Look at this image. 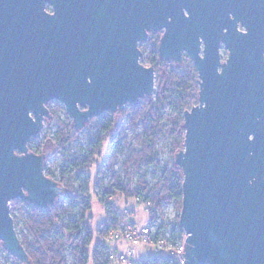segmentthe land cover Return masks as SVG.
I'll use <instances>...</instances> for the list:
<instances>
[{
	"label": "water",
	"instance_id": "obj_1",
	"mask_svg": "<svg viewBox=\"0 0 264 264\" xmlns=\"http://www.w3.org/2000/svg\"><path fill=\"white\" fill-rule=\"evenodd\" d=\"M157 32L160 58L181 65L185 52L198 75L174 157L184 264H264V0H0V242L21 263L10 203L46 210L65 191L45 174L50 152L28 149L47 105L79 131L151 97L139 44Z\"/></svg>",
	"mask_w": 264,
	"mask_h": 264
},
{
	"label": "trees",
	"instance_id": "obj_2",
	"mask_svg": "<svg viewBox=\"0 0 264 264\" xmlns=\"http://www.w3.org/2000/svg\"><path fill=\"white\" fill-rule=\"evenodd\" d=\"M159 41L158 35L151 34L148 41L139 48L142 53V63L145 62L146 54L148 57L146 62L149 67L154 68L158 81L153 100L141 99L139 106H133L129 111H125L133 126L142 124V133L137 136L138 149L128 145L127 157L122 164L121 171L115 172L108 185L102 187L101 178L106 168L113 170L114 159L109 155L110 151L118 141L126 140L122 126L116 128L112 119H105L93 129L87 145V156L72 159L60 171L61 181L66 176H71L80 183L77 192L72 187L65 186L69 191L65 196L69 202L68 206L57 202L53 207L42 210L34 205L15 201L16 205L11 209V215L18 238L31 264H66L64 260L66 248L71 249L75 264H89L91 260L94 264H110L106 256V246L101 242H96L91 248L92 253H89L95 235L87 229V221L92 209L89 196L92 177L87 171L92 167L96 158L101 156V150L106 143L108 144V155L95 177V183L102 188L101 197H114L119 194L128 199H137L142 204H150L152 210H159L165 202L171 201L176 210L181 211L183 176L174 164V157L182 149L184 142L183 114L198 105V76L189 60H184L181 65L162 60L158 53ZM49 109L50 120L56 124V130L52 134L48 127L45 138H50L57 150L65 151L66 147L74 141L77 130L64 109H62L63 117L52 108ZM161 137L168 139L170 143L169 155L173 159L170 171L164 170L162 175L154 178L151 184L146 183L142 175L136 181V187L131 189L128 182L121 180L123 171L136 165L138 173L142 174L146 172L148 166L155 165L157 163L156 142ZM28 149L29 152L40 155L42 154V143L31 141ZM45 174L57 181L48 167L45 168ZM101 202L105 200L101 198ZM106 208L109 222H118L120 219L116 220L117 216L122 218L121 212L114 205L106 203ZM76 211H78L77 219L63 221V218L74 215ZM19 218L24 222L31 239L18 233L16 226ZM176 225L179 226V217H177ZM182 233L180 231V234ZM0 253L3 254L6 264H23L10 256L1 242ZM137 264L179 263L169 255H157Z\"/></svg>",
	"mask_w": 264,
	"mask_h": 264
},
{
	"label": "rangeland",
	"instance_id": "obj_3",
	"mask_svg": "<svg viewBox=\"0 0 264 264\" xmlns=\"http://www.w3.org/2000/svg\"><path fill=\"white\" fill-rule=\"evenodd\" d=\"M142 46L143 43H140L139 48ZM147 58L148 57L145 54L144 56L145 62L144 63L141 62V63L144 66L149 67L148 63L146 62ZM157 79L158 77L157 74L155 73V90H156V83L158 81ZM154 93L151 97H145L143 98V100H146L148 98L153 100L155 97ZM139 105L140 104L138 103L136 106ZM47 107L52 108L59 115L63 117L62 109L65 110V108L61 103L57 101H52L47 105ZM131 107L133 106L127 105L121 113L106 112L102 114L100 117L91 119L85 128L77 131V135L74 141L66 147L65 151L57 150L56 146L53 144L51 139L45 138L46 129L48 127L51 129L52 134L56 130V124L53 121L45 120L43 131L36 138L32 139V141L42 143V150H48L50 152L48 154L47 167L53 173L57 182L58 181L61 182L58 183L65 189L64 194L57 200V202H61L65 206L69 205L68 200L65 198V196L69 193V191L65 186L72 187V189L76 192L79 191L80 183L76 182L75 179L72 178L71 176H66L61 181L60 171L61 169L66 167L72 159L76 157L87 156V145L90 137L93 134V129L98 123L104 121L105 119H112L113 125L116 128L118 126H122L126 140L118 141V143L115 144L112 150L110 151L109 155L114 159L112 163L113 170L111 171L108 168H106L101 178L102 187L108 185V183L112 178V175L115 172L121 171L122 164L127 157L128 145H131L133 148L138 149L139 143L137 136H140V134L142 133V124L139 123L137 126H133L129 122V116L125 114V111H129ZM107 151H108V144L106 143L104 144L101 150V156L96 158L92 167L87 171L92 177L91 192L89 195L91 198L92 209L90 211L89 218L87 221V229L91 230L95 235L94 243L89 248L90 254L92 253L91 248L93 245L96 244L97 240L102 244H104L106 248H112L114 245H118V242L114 240L111 234V231L116 229L118 222L116 221H112V223L111 221L109 222L108 220L109 215L107 213L106 203H109L111 206L114 205L120 212H122L123 209L129 211L130 210L136 211L137 221L139 219L144 220L146 219L145 217L147 216L144 212L143 204L138 202L134 203L135 202L134 199L121 197L119 194H116L114 197H107V198L101 197L102 194L100 191L102 188L100 185H97V183H95V177L100 172V167L103 164L105 157L108 155ZM156 151H157V163L155 165L148 166L145 173L139 174L136 165L131 166L127 170L123 171L121 180L125 183L128 182L131 189H134L136 187L135 183L138 180V178L141 177L142 175H144L145 177V182L151 184L152 181H154V178H158L162 175L164 170L170 171L171 163L173 162V159L169 155L170 143L168 142V139L164 137L159 138L156 142ZM101 198L102 200H105V202H101ZM176 211L177 210L173 202L171 201L165 202L162 205V207L159 209V214H161L160 224L168 227L169 225H172L174 222H176V218H175ZM128 213H129L128 220L131 221V217L134 215V213L132 212H128ZM77 217H78V211H76L74 215L63 218V221H70L73 219L75 220L77 219ZM117 218L118 220L121 219V217L119 216H117L115 219L117 220ZM149 220L150 219H148V222ZM16 228L20 235H25L28 237V239H31V237L28 234V230L21 218L17 220ZM121 247L122 250L124 251L126 245L122 244ZM134 253L135 255L132 258V260L136 264L157 256V254L153 251V249L143 246L135 247ZM64 260L66 264H75V259L72 255L70 248H66V251L64 253ZM0 264H6L2 253H0ZM89 264H94V263L91 260Z\"/></svg>",
	"mask_w": 264,
	"mask_h": 264
},
{
	"label": "built area",
	"instance_id": "obj_4",
	"mask_svg": "<svg viewBox=\"0 0 264 264\" xmlns=\"http://www.w3.org/2000/svg\"><path fill=\"white\" fill-rule=\"evenodd\" d=\"M141 58V62H142ZM47 167V166H46ZM45 167V168H46ZM134 199V198H133ZM134 203L139 202L134 199ZM15 201L10 203V208H14ZM144 212L150 219L145 226H139L128 220L129 211L122 210V218L118 221L115 230L111 231L112 237L118 244H125V250H119L116 246L106 248V256L110 264H134V248L138 246L149 247L157 255H169L177 263L184 264L186 251V236L180 226L174 222L172 225L163 226L160 224L159 210H152L150 204H143ZM164 211V210H163ZM180 212L176 211L175 218L179 217ZM180 231L183 233L180 234Z\"/></svg>",
	"mask_w": 264,
	"mask_h": 264
},
{
	"label": "flooded vegetation",
	"instance_id": "obj_5",
	"mask_svg": "<svg viewBox=\"0 0 264 264\" xmlns=\"http://www.w3.org/2000/svg\"><path fill=\"white\" fill-rule=\"evenodd\" d=\"M47 10L51 11L52 7L47 5ZM231 18L233 19L232 15H231ZM237 29H238V31L245 32V29L240 25V23L238 24V28ZM151 34H156V35H158L161 38L162 35H163V32H157V33H151ZM150 35H149V37H150ZM143 43H145V42H143ZM203 49H204V44L201 41V43H200V55L201 56H202ZM219 54H220L221 63H223L226 60V58H227L228 52L224 49V45L222 43H220ZM182 57H183V61L184 60H189L190 63L192 64V66L194 67L192 61L190 60V58L187 56V54L185 52L182 53ZM183 61H182V63H183Z\"/></svg>",
	"mask_w": 264,
	"mask_h": 264
},
{
	"label": "crops",
	"instance_id": "obj_6",
	"mask_svg": "<svg viewBox=\"0 0 264 264\" xmlns=\"http://www.w3.org/2000/svg\"><path fill=\"white\" fill-rule=\"evenodd\" d=\"M132 202V201H131ZM133 203V202H132ZM123 210H126V209H123ZM127 211H129V210H127ZM129 212H132V213H134V215L131 217V222L132 223H134V224H136V225H139V226H145L147 223H148V217L146 216L145 218L146 219H139L138 221L136 220L137 218V212L136 211H134V210H130ZM96 239H97V237H96ZM97 242H98V240H97ZM114 246H116L119 250H122V245H120V244H118V245H114Z\"/></svg>",
	"mask_w": 264,
	"mask_h": 264
}]
</instances>
